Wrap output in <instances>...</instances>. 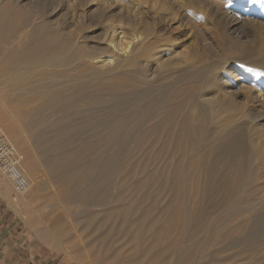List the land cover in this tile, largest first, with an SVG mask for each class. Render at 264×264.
Here are the masks:
<instances>
[{"label":"bare ground","instance_id":"bare-ground-1","mask_svg":"<svg viewBox=\"0 0 264 264\" xmlns=\"http://www.w3.org/2000/svg\"><path fill=\"white\" fill-rule=\"evenodd\" d=\"M69 1L83 8L69 25L74 30L67 32L64 24H57L60 21L56 15L61 11L57 4L47 15L34 11L40 25L38 28L26 26L19 33L18 38L25 41L22 54L4 57L0 47V63L3 60L5 64L3 73L9 76L11 92L15 91L13 102L19 105L18 110L12 111L4 107L0 98V124L7 132L1 125L0 129L13 147L18 168L29 183L28 192L19 195L21 204L29 209L33 207L43 192L52 190L54 182L49 179L54 180L55 176L58 184L61 181L68 184L60 176L70 168L69 161L61 156L43 159L40 164L43 170L35 172L37 166L22 145L21 134L25 130L35 131L54 116L52 124L63 123L64 116L60 114L66 110L101 100L110 92L111 103L115 102L117 111L120 108V114L112 118V123L109 121L110 126L113 130L133 127L137 136L127 145L143 157L139 167L124 170V181L145 172L148 161L163 160L167 162L165 167L177 170L176 177L170 181V194L175 197L180 193L179 184L183 189L187 187L193 209L199 215L218 213L223 220L232 221L241 214L264 209V204L252 205L244 197L250 184L264 182V0ZM139 1L151 4L152 9L191 7L196 12L202 11L204 19L215 17L218 22H212L223 28L221 32L217 28H202L207 38L199 46L184 47L180 41L176 43L179 36L175 40L166 38L156 45L153 39L158 33L178 32L188 37L191 31L187 34L189 27L184 24L175 26L178 23L175 18L168 20L170 25L167 20L161 22L155 17L141 16L142 12L135 10L125 23L111 19V12L116 8L127 5L129 9L131 5H139ZM15 2L20 4L21 0ZM7 13L9 26L7 31L0 28V43L12 36V19L18 15L13 17L11 12ZM1 15L0 12V22ZM94 15L102 16L100 31L93 29L98 26L90 19ZM151 21L159 26L155 28ZM244 27L248 28L246 36L239 32ZM221 41L228 45L226 49L221 48ZM70 48L74 54L68 56ZM182 66L202 69L197 82L177 75V83L171 88H159L148 95L145 92L126 110L118 96L115 97L119 89L158 82ZM129 71L134 76H128ZM8 116L12 117L14 128ZM67 126L60 129L69 131ZM110 142L103 139L81 143L79 155L70 162L76 166L79 156ZM153 176L151 171L144 173L145 180ZM165 178L164 172L156 176L158 182ZM10 187L9 181L6 184L0 179V194L8 204L15 205L7 197ZM181 200L185 201L183 197ZM160 211L159 216H163L164 209ZM23 216L31 218L32 214ZM190 220L194 221L185 216V223ZM36 234L52 250L73 256L67 243L52 232L45 233L38 228ZM106 236V233L102 238L98 235L102 241Z\"/></svg>","mask_w":264,"mask_h":264},{"label":"rangeland","instance_id":"rangeland-1","mask_svg":"<svg viewBox=\"0 0 264 264\" xmlns=\"http://www.w3.org/2000/svg\"><path fill=\"white\" fill-rule=\"evenodd\" d=\"M15 1L17 0H11L9 3L8 0H0V6L4 5V9H0L3 15L0 28L8 30L7 12H11L13 17L18 14L12 19V36L0 43L1 52L5 53L4 57L23 53L25 41L18 38L19 33L26 26L38 28L40 25L34 11H42L47 15L58 4L61 11L56 15L60 21L57 24H64L67 32H70L74 30L69 27L70 23H73L80 10H83L79 5H72L69 0H21L20 4ZM138 3L139 5H131L129 9L127 5L116 8V11L111 12L113 15L111 19L125 23L129 16L135 14L133 12L135 10L142 12L141 16L155 17L161 22L167 20L168 24L169 19L175 18L178 21L175 26L184 24L189 27V31L186 30L187 34L191 31L188 37L174 31L169 35L158 33L153 39L156 45L162 44L166 38L175 40L179 36L176 43L180 41L184 47L195 44L199 46V42L207 38L202 28H217L218 32L223 28H218L215 22H212L213 20L218 22L215 17L210 19L206 16L207 19H204L202 11L196 12L191 7L152 9L151 4H143L141 1ZM90 19L92 23L98 25L93 29L102 30L101 15H94ZM151 22L155 28L159 26L157 22ZM219 24L221 26L222 23ZM247 29L244 27L239 32L246 36ZM221 43L222 49L228 47L222 41ZM73 54L74 50L70 48L67 55ZM3 63L2 60L0 98L4 107L16 111L19 105L13 102L15 91L11 92L9 76L3 73L5 65ZM127 74L134 76L133 71ZM201 74L202 69L200 70L198 66H182L181 70L172 71L158 82L119 89L115 97L118 96L126 110L145 92L148 95L159 88H171L177 83L179 75L197 82ZM111 95L112 93L108 92L101 100L86 102L66 110L60 114L64 116L63 123L52 124L51 122L56 119L54 116L33 132L22 127V130H25L20 136L24 140L22 145L37 166L35 172L43 170L40 166L43 159L63 156L70 165V168L60 176L69 183L61 181V184H58V177L54 175L55 178L52 177L54 180L49 179V182H54L52 190L43 192L30 209L21 204L20 197L14 193L12 186L7 197L13 200L15 205L8 204L0 194L9 215L19 225V231L27 235L30 246L45 257L48 264H264V209L241 214L232 221L223 220L218 213L199 215L193 209L192 197L187 187L183 189L179 184L180 193L175 197L170 194V181L176 177L177 170L174 167L170 169L165 167L167 162L163 160L148 161L145 172L134 174L124 181L126 171L137 168L143 157L135 154L133 147L127 145L137 136V131L133 127L113 130L114 127L110 126L112 118L118 116V112L120 114V108L117 111L115 102L111 103ZM8 117L9 124L14 128L12 117ZM67 125L70 127L69 131L60 129V126ZM2 127L7 132L5 127ZM241 133L244 138V131ZM103 139L104 142L106 140L112 142L90 150L83 157L79 156L76 166L70 162L79 155V144ZM129 160V164L124 165ZM90 162L95 164L90 165ZM150 171L154 173L153 178L145 180L144 173L148 174ZM160 172H164L167 179L158 182L156 176ZM0 177L6 184L8 183L2 173ZM59 192L64 195L58 197ZM244 197L252 205L264 204L263 180L250 184L245 190ZM162 209L164 215L159 216ZM30 212L31 218L23 216ZM185 216L193 218L194 221L185 223ZM38 228L44 229L45 233L52 232L62 242L67 243L70 247L68 251L73 256H68L63 251L58 253L42 243L36 234ZM105 233L108 236L102 241L100 238Z\"/></svg>","mask_w":264,"mask_h":264},{"label":"crops","instance_id":"crops-1","mask_svg":"<svg viewBox=\"0 0 264 264\" xmlns=\"http://www.w3.org/2000/svg\"><path fill=\"white\" fill-rule=\"evenodd\" d=\"M0 198V264H48L28 243Z\"/></svg>","mask_w":264,"mask_h":264},{"label":"built area","instance_id":"built-area-1","mask_svg":"<svg viewBox=\"0 0 264 264\" xmlns=\"http://www.w3.org/2000/svg\"><path fill=\"white\" fill-rule=\"evenodd\" d=\"M16 153L10 146L0 129V173L10 182L17 195H23L29 190V183L18 168Z\"/></svg>","mask_w":264,"mask_h":264}]
</instances>
